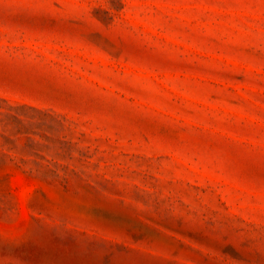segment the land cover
Listing matches in <instances>:
<instances>
[{"label":"rangeland","instance_id":"rangeland-1","mask_svg":"<svg viewBox=\"0 0 264 264\" xmlns=\"http://www.w3.org/2000/svg\"><path fill=\"white\" fill-rule=\"evenodd\" d=\"M0 264H264V0H0Z\"/></svg>","mask_w":264,"mask_h":264}]
</instances>
